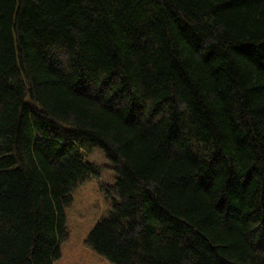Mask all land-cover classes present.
Instances as JSON below:
<instances>
[{
  "label": "trees",
  "instance_id": "obj_1",
  "mask_svg": "<svg viewBox=\"0 0 264 264\" xmlns=\"http://www.w3.org/2000/svg\"><path fill=\"white\" fill-rule=\"evenodd\" d=\"M91 147L96 254L264 264V0H0V264L60 258Z\"/></svg>",
  "mask_w": 264,
  "mask_h": 264
},
{
  "label": "rangeland",
  "instance_id": "obj_2",
  "mask_svg": "<svg viewBox=\"0 0 264 264\" xmlns=\"http://www.w3.org/2000/svg\"><path fill=\"white\" fill-rule=\"evenodd\" d=\"M89 150V155L83 153L84 160L96 164L101 168V173L99 178L89 177L74 189L73 203L65 211L68 239L62 245L61 258L54 264H110L86 247L85 237L94 224L105 215L109 206L119 201L114 191L116 166L110 164L98 148Z\"/></svg>",
  "mask_w": 264,
  "mask_h": 264
}]
</instances>
